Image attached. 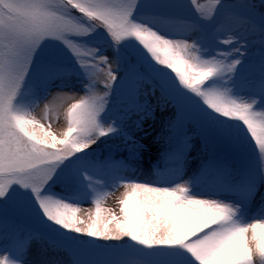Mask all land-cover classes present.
Wrapping results in <instances>:
<instances>
[{"label":"snow or ice","instance_id":"obj_1","mask_svg":"<svg viewBox=\"0 0 264 264\" xmlns=\"http://www.w3.org/2000/svg\"><path fill=\"white\" fill-rule=\"evenodd\" d=\"M0 264H264V0H0Z\"/></svg>","mask_w":264,"mask_h":264},{"label":"bare ground","instance_id":"obj_2","mask_svg":"<svg viewBox=\"0 0 264 264\" xmlns=\"http://www.w3.org/2000/svg\"><path fill=\"white\" fill-rule=\"evenodd\" d=\"M40 112H39V110L37 111V118H39V116H40ZM53 115V120L55 119V114L53 113L52 114ZM65 129H60V128H56L55 127V129H53L52 131H53V133L54 134H59V133H61V132H63ZM121 188V187H120ZM124 189V188H123ZM116 196L117 195H115V196H113V194H112V196L110 195V197H108L103 203H102V207L103 208H113V209H115V207L116 206H119L118 204H117V200L115 199L116 198ZM82 209H84V210H86V209H89V207H87V208H84V207H82ZM116 211H119V209H117V207H116V209H115ZM93 212H94V210H93ZM79 215H83V211H81L80 213H78ZM249 235H251V233L249 234Z\"/></svg>","mask_w":264,"mask_h":264},{"label":"rangeland","instance_id":"obj_3","mask_svg":"<svg viewBox=\"0 0 264 264\" xmlns=\"http://www.w3.org/2000/svg\"><path fill=\"white\" fill-rule=\"evenodd\" d=\"M39 112H40V110H39ZM66 126H67V124H66V118H65V116H63L62 114L59 116V118L57 119V118H55L53 121H52V128H51V130H53V129H55V127L56 128H60V129H65L66 130ZM124 192V189H123V187H121V188H119V189H117L116 190V192L113 194V196H115V195H117L116 196V200L119 198V197H121V194ZM112 196V195H111ZM110 197V196H109ZM90 209H93L94 210V205H89L88 206ZM117 207V209H119V206H116ZM116 207H115V209H116ZM87 208V207H86Z\"/></svg>","mask_w":264,"mask_h":264}]
</instances>
